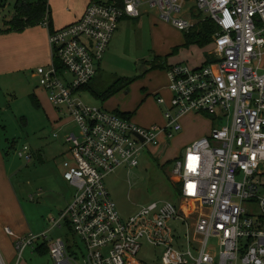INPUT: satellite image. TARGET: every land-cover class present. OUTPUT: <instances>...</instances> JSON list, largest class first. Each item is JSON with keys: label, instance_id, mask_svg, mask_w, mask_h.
Wrapping results in <instances>:
<instances>
[{"label": "built area", "instance_id": "obj_1", "mask_svg": "<svg viewBox=\"0 0 264 264\" xmlns=\"http://www.w3.org/2000/svg\"><path fill=\"white\" fill-rule=\"evenodd\" d=\"M145 5L182 31L199 21L189 16L194 10L206 12L219 27L217 60L168 68L172 97L159 99L168 105L166 122L151 127L82 96L120 22L140 17ZM41 24L50 29L52 62L35 75L55 108L78 126L79 134H66L70 148L63 165L76 192L50 218L48 230L17 240L20 255L43 241L55 264H150L136 259L147 240L163 249L160 264H264V0H93L72 24L53 30L49 13ZM192 112L224 124H214L176 161L179 202H152L124 219L105 178L121 166H138L146 150L169 146L183 128L182 117ZM19 154L33 158L28 146ZM64 224L84 243L81 259L69 252L66 240L49 235Z\"/></svg>", "mask_w": 264, "mask_h": 264}, {"label": "rangeland", "instance_id": "obj_2", "mask_svg": "<svg viewBox=\"0 0 264 264\" xmlns=\"http://www.w3.org/2000/svg\"><path fill=\"white\" fill-rule=\"evenodd\" d=\"M16 1L0 0L2 31L6 32L8 29L4 20L13 18ZM50 2L60 19L71 17L80 4V0H50ZM192 5L195 6V3H191V9ZM143 10L144 14L141 18H128L121 21L111 41L112 46L109 45L111 47H108L103 59L98 63L99 72L92 85H95L98 92H104L118 79L131 78L135 79L134 82L106 101L98 99L89 90L84 91L82 96L88 104L98 105L115 112L116 110L107 107L110 101L109 105L116 106L117 110L120 108L132 113L131 118L135 124L151 127L150 124H142L141 120L146 122L153 120L160 125L166 122L165 113L168 105L161 104L159 98L165 96L170 101L172 94L169 93L167 97L166 94H157L155 90L163 86L167 89L169 84L167 71L170 61L181 63L183 62L181 58H188L185 59L184 64L194 68L199 67L201 60L209 59V50L212 49V45L208 46L209 50L207 49L205 54L201 53L195 45V47L184 46L185 31L162 18L148 5ZM205 13L203 11V17L202 13L198 15L196 22L200 18H206L207 13ZM38 38V36L33 40L18 38L16 44L19 47L15 48L16 58L8 53V48H6L7 53H0V142L5 151V158L10 163L13 178L12 183L1 185L0 200H6L8 190L16 192L21 198L26 216L22 220L18 219L15 224L9 225L18 235L29 232L38 234L40 226H46L50 218L58 215L64 207L60 203L66 200L71 202L76 192L70 182L63 180V165L70 148V144L66 142V134L72 132L79 134V129L68 115H62L58 111L59 116H56L53 110L51 111L54 109L56 112L57 109L40 86L38 78H32L33 69L36 72L40 66H48L52 62L50 53L48 59L44 61L46 52ZM4 46L5 41L0 47V52ZM175 48H179L176 53H174ZM215 60H217L216 56L213 57V61ZM16 68L21 71H13ZM194 113L193 116L186 115L181 119L183 128L175 132L169 146L157 149L152 147V151L146 150L142 154L138 166H121L105 178L110 195L124 219L136 215L143 206L152 202L176 201L174 183L179 182L178 177L173 174L176 159H184L189 145L208 136L214 126L213 123L216 126L224 124V121L218 118ZM63 123L65 126L62 127ZM56 134H58L57 137ZM25 146L29 147V153L33 156L30 161L19 154ZM46 193H48L47 197ZM31 205L35 207L32 210ZM171 224L180 235L185 234L184 228L175 222ZM12 225H18L19 229ZM47 228H49L48 225ZM63 230L66 231L67 228ZM69 232L70 234L68 232L66 234L69 245L78 259H81V248H84V243L71 230ZM0 240L4 243L3 247L13 246L14 263H17L19 259L20 264L24 261L28 264H55L50 255L41 256L36 252L33 256L29 254L30 250L22 253L21 257L16 248L15 239L8 234L1 235ZM162 251V248L143 240L136 259L139 262L160 264Z\"/></svg>", "mask_w": 264, "mask_h": 264}, {"label": "crops", "instance_id": "obj_3", "mask_svg": "<svg viewBox=\"0 0 264 264\" xmlns=\"http://www.w3.org/2000/svg\"><path fill=\"white\" fill-rule=\"evenodd\" d=\"M93 0H80V4H79V6H78V8H77V10L75 11V13L71 16V17H69L68 19H60V18H58L59 16H57L56 14H55V12H54V10H53V7H52V4H51V2H50V0H49V7H50V10H51V18H52V20H51V25H52V29H56V28H59V27H63V26H67V25H69V24H72V23H74V22H76L77 20H79L82 16H83V14H84V12H85V10L87 9V7H88V5L92 2ZM192 2H194V1H192ZM191 2V3H192ZM191 3H190V5H191ZM195 3V2H194ZM189 5V6H190ZM196 5V4H195ZM145 6H147V5H145ZM144 6V7H145ZM193 6V5H192ZM143 7V8H144ZM149 7V6H148ZM196 8V6H193L192 7V9H195ZM152 9V8H151ZM72 12V11H71ZM70 12V13H71ZM194 12H195V14L193 15V13H192V11H190V13H189V16L191 17V18H197L198 16L197 15H200L201 13H202V17H203V11H199L197 14H196V11L194 10ZM158 13V12H157ZM72 14V13H71ZM143 14H144V10L142 11V14H141V16L140 17H138V18H141L142 16H143ZM159 14V13H158ZM206 14V13H205ZM160 15V14H159ZM207 15V17H206V19L207 18H209L208 17V14H206ZM124 19H128V18H124ZM123 19V20H124ZM130 19V18H129ZM131 19H137V18H131ZM201 19H204V18H200V19H198L199 21H201ZM11 20V18H9V19H5L4 20V23L7 25V23L6 22H8V21H10ZM198 21V22H199ZM197 22V23H198ZM121 23V22H120ZM119 29V28H118ZM118 31V30H117ZM49 32H50V29H49V27H45V26H43L42 24H39V25H36V26H29V27H27V28H25L24 30H21V31H18V30H12V31H7V32H5V31H2L1 30V28H0V47L2 46V44H3V41H5V46H4V48L1 50V52L0 53H7L6 52V48H8V53L13 57V58H16L17 56H16V51H15V48H17L18 49V47H19V45L18 44H16V41H17V39L19 38V39H22L23 37L26 39H30V40H33L34 39V37H39L38 39H39V41H40V43L42 44V46H43V48H44V50H45V52H46V56H45V59H44V61H46L47 59H48V55H49V53H50V59L52 58L51 57V50H50V43H49ZM23 36V37H22ZM115 36H113V38H114ZM113 38H112V40H113ZM185 44V43H184ZM183 44V45H184ZM111 46H112V42H111V44H110ZM195 44H193V46L192 47H198L200 50H201V53H204L205 54V51H207V49L209 50V48H208V46H206V47H203V48H201V47H199L198 45H195ZM212 45V49L211 50H209V55H210V57H209V59H208V62H210V61H212L213 60V57H215L216 55H215V53H214V51H215V46H214V42H213V44H211ZM6 46H8V47H6ZM110 46V47H111ZM109 47V48H110ZM174 51H175V49H174ZM185 59H188V58H181V60H183V62H181V63H183L184 64V62H185ZM194 63H197V61H195V60H192ZM200 61V60H199ZM51 62V61H50ZM207 63V60L205 61V60H201L200 61V63L199 64H201V65H204V64H206ZM174 64H179V63H177V62H171L170 61V64L168 65L169 67L171 66V65H174ZM195 65H197V64H195ZM200 65V66H201ZM35 67V66H34ZM10 70H12V69H10ZM13 71H21V70H19V68H16L15 70H13ZM33 75H32V78H38L36 75H35V70L33 69ZM167 77H168V71H167ZM39 80V79H38ZM156 92H157V94H160V95H162V94H166V96L168 97L169 96V93H171V91H170V89H169V84H168V87H167V89L163 86L162 88H156V90H155ZM170 91V92H169ZM84 92V91H83ZM162 93V94H161ZM167 93H168V95H167ZM83 94V93H82ZM172 94V93H171ZM160 98H161V96H160ZM159 98V99H160ZM162 98H164V99H166L167 100V98L164 96V97H162ZM38 100H40L39 98H38ZM168 101V100H167ZM109 103H110V101L108 102V105H109ZM162 104V103H161ZM107 105V107L108 108H110L111 110H116V111H121V112H127V111H123V110H120V108L117 110L116 109V106H111V105H109L108 106ZM53 110V112H54V114L57 116L59 113H58V111L59 110H56V112H55V110L54 109H51V111ZM62 115H64V112L63 111H59ZM58 113V114H57ZM189 114V115H188ZM188 114H186L187 116H193V115H195V113L194 112H192V113H188ZM185 115V116H186ZM59 116V115H58ZM184 117V116H183ZM182 117V118H183ZM63 117H61V119H62ZM63 121H65L64 119H62ZM141 122H142V124H144V125H146V124H150L151 126L152 125H154V124H157L156 122H154L153 120H149V121H147L146 122V120H141ZM57 124H59V125H61V123H57ZM213 124H215V123H213ZM63 126H65V123H63V125H62V127ZM162 148V147H161ZM11 169H10V163H8V161L6 160V158H5V151L3 150V148H2V146H1V142H0V189L2 188L1 187V185L2 186H4V185H8L9 184V182L10 183H12V181H13V178H12V175H11ZM63 171H64V167H63ZM63 180H65L64 178H63ZM66 181V180H65ZM68 182V181H67ZM69 183V182H68ZM67 183V184H68ZM65 184V183H64ZM48 196V193H46V197ZM32 197V196H31ZM33 200V199H32ZM70 200H66V202H64V203H60V205H62V209H61V211L62 210H64L67 206H68V204L70 203L69 202ZM71 201H72V199H71ZM23 204H22V201H21V198L19 197V195L16 193V192H11V191H9L8 190V192H7V198H6V200H3V201H1L0 200V236L1 235H5V234H8L7 233V231H6V229L7 228H11V226H9V225H11L10 223H13V224H15V222H17L18 221V219H20V220H22L23 218H24V216H26L25 215V213H24V211H23V206H22ZM31 207V210L33 209V208H35V207H33L32 205L30 206ZM61 211L58 213V215H56V216H52V217H58L59 216V214L61 213ZM50 221V220H49ZM49 221H48V223L46 224V226H40V228H39V230L37 231V233H39V231L40 232H43V231H45V230H48L49 228H50V223H49ZM47 225H48V227L49 228H47ZM12 227H16V229H19L18 227V225H16V226H13L12 225ZM64 228H67V230L66 231H64L63 229ZM12 229V228H11ZM13 230V229H12ZM69 228H68V225L67 224H64L62 227H59V228H56V229H54V230H52L51 232V238H63L64 240H66L67 239V237H66V234H67V232L70 234V232H69ZM14 231V230H13ZM64 233H63V232ZM15 232V231H14ZM30 233V232H29ZM29 233H26V234H24V235H18L16 232H15V235H10V234H8L9 236H11V237H13L14 239H15V245H16V242H17V240H19V238L20 237H23V236H26L27 234H29ZM63 233V234H62ZM63 235H65V237L63 236ZM2 245H4V243H2V241L0 240V264H20L21 262H19L20 260L18 259V262L17 263H14V258H13V254H14V248H13V246L11 247H3ZM42 245H45V242H43V241H41L39 244H37V245H35V246H30V247H27L24 251H23V254H24V252H27L28 250H30V255H33V256H35L36 255V252L38 253V254H40L41 256L42 255H50V253L49 252H47V253H42V252H40V251H38V247H41ZM16 248H17V246H16ZM20 254V253H19ZM22 254V255H23ZM22 255H21V257H22ZM20 257V258H21ZM50 257H51V255H50ZM52 258V257H51ZM22 264H28V262L27 261H24Z\"/></svg>", "mask_w": 264, "mask_h": 264}, {"label": "trees", "instance_id": "obj_4", "mask_svg": "<svg viewBox=\"0 0 264 264\" xmlns=\"http://www.w3.org/2000/svg\"><path fill=\"white\" fill-rule=\"evenodd\" d=\"M47 13H49L50 15V26L52 27L51 25L52 18H51V10L49 7V0H17L15 4V12L13 14V18L10 21L6 22L8 25L7 31H12V30L21 31L29 26L39 25L45 19ZM218 30H219V27L213 20L209 18L202 19L201 21L196 23V25L190 31H185L186 42L184 46L189 47L195 44L203 48L208 45H211L213 44L215 40V34L218 32ZM178 50L179 48H175L174 53H176ZM207 63H208V60H207ZM98 72H99V68H98ZM134 80L135 79H131V78H127L124 80L118 79L111 87H109L104 92H98V90L95 88V85L94 84L92 85V82H93L92 81L83 90L84 91L89 90L98 99L106 101L110 99L112 96H114L122 88L128 87L131 83L134 82ZM115 112L123 117H130V118L132 117V113L130 112H121V111H115ZM177 160L179 159H176V161ZM168 163H171V162H168ZM174 188H175L174 197L176 198L175 202L178 203L181 198L180 182L174 183ZM67 225H68V228L74 234V230L72 226L70 224H67ZM68 239L69 238L66 239L67 244H68V250L70 253L75 254V252L69 245ZM38 251L42 253L49 252L48 243L45 242V245L38 247Z\"/></svg>", "mask_w": 264, "mask_h": 264}]
</instances>
